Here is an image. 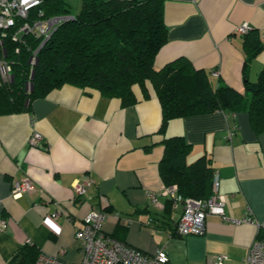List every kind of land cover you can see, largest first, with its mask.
<instances>
[{
    "label": "crops",
    "instance_id": "obj_1",
    "mask_svg": "<svg viewBox=\"0 0 264 264\" xmlns=\"http://www.w3.org/2000/svg\"><path fill=\"white\" fill-rule=\"evenodd\" d=\"M163 19L167 40L155 56L157 69L184 57L207 71L214 86L237 91L264 69V46L246 62L244 34L235 31L249 23L264 44V0H163ZM146 87L148 97L134 86L137 101L122 106L95 89L64 84L32 99L27 111L0 115V222L6 223L0 264H17L25 243L79 264L74 233L92 209L104 212L107 234L149 255L165 248L169 264H210L219 257L222 264H245L262 233L255 224L207 215L203 235L179 236L174 225L181 204L161 195L152 203L148 193L166 186L158 172L162 138L182 135L190 144L187 162L211 158L225 215L264 222V133L255 135L244 111L173 118L158 133L160 103ZM34 131L42 136L37 147L28 143ZM23 179L34 189L15 195L13 184ZM84 179L91 186L77 198L73 186Z\"/></svg>",
    "mask_w": 264,
    "mask_h": 264
},
{
    "label": "trees",
    "instance_id": "obj_2",
    "mask_svg": "<svg viewBox=\"0 0 264 264\" xmlns=\"http://www.w3.org/2000/svg\"><path fill=\"white\" fill-rule=\"evenodd\" d=\"M39 12L71 17L61 22L39 48L33 65L29 58L40 39L28 37L19 45L4 40L11 79L0 83V115L27 111L32 99L64 84L95 89L129 106L137 101L134 86L141 89L144 98L149 96L148 83L161 107L158 133H164L170 119L213 111H244L255 135L264 133V69L255 82L244 79L243 90L237 91L225 84L214 86L207 71L194 68L184 57L154 67L155 56L167 40L163 0H81L74 12L65 0H40L30 18ZM244 37L247 62L264 44L252 31ZM29 83L32 90L26 88ZM161 144L158 172L163 183L176 185L183 197L207 199L214 173L211 158L202 155L187 162L190 144L182 135L163 137ZM39 253L25 243L16 254L20 256L17 264H34Z\"/></svg>",
    "mask_w": 264,
    "mask_h": 264
},
{
    "label": "built area",
    "instance_id": "obj_3",
    "mask_svg": "<svg viewBox=\"0 0 264 264\" xmlns=\"http://www.w3.org/2000/svg\"><path fill=\"white\" fill-rule=\"evenodd\" d=\"M40 4V0H0V74L4 81L11 79V63L4 57V40L11 39L19 44L26 42L28 37L40 39L39 45L32 51L29 63L36 61L37 51L41 42L49 38L58 25L69 19L70 15H44L39 12L30 18L31 10ZM29 17V19H28ZM252 27L249 23H242L235 27L239 34H246ZM264 37V33H262ZM19 51V46L15 52ZM42 136L39 132H32L28 139L30 146H40ZM219 178L216 172L212 175V193L205 199L183 197L177 192L176 185L164 186L158 193H148L152 203H157L158 196L170 198L173 204H181L182 209L177 222L174 225V233L179 236L203 235L205 233V221L207 215L219 217L222 221L233 224H255L258 234L248 248L245 264H264V222H256L246 215L241 219H232L225 215L224 197L219 194ZM91 186L89 179L80 180L73 186L74 195L82 197ZM34 186L27 179L13 184V193L20 195L23 192L32 191ZM57 212L51 214L55 217ZM105 214L101 210L92 209L84 218L80 228L75 230L74 237L79 243L82 260L79 264H169V258L165 248L157 249L153 254H145L142 251L118 241L103 229ZM6 227L4 221L0 222V230ZM223 257L210 264H222ZM34 264H69L57 256L40 252Z\"/></svg>",
    "mask_w": 264,
    "mask_h": 264
},
{
    "label": "rangeland",
    "instance_id": "obj_4",
    "mask_svg": "<svg viewBox=\"0 0 264 264\" xmlns=\"http://www.w3.org/2000/svg\"><path fill=\"white\" fill-rule=\"evenodd\" d=\"M66 1H68V3L70 4L71 9H72L73 12L74 11H78V9L80 7V3L79 2L76 3V2H74V0H66ZM103 229H104V227H103Z\"/></svg>",
    "mask_w": 264,
    "mask_h": 264
},
{
    "label": "water",
    "instance_id": "obj_5",
    "mask_svg": "<svg viewBox=\"0 0 264 264\" xmlns=\"http://www.w3.org/2000/svg\"><path fill=\"white\" fill-rule=\"evenodd\" d=\"M47 40H48V39L45 38V39L41 42L40 47H41L42 45H44V44L46 43ZM35 61H37V57H36ZM33 75H34V71L32 70V71H31V76H30L31 79L33 78ZM26 88H29V90H32V83L27 84Z\"/></svg>",
    "mask_w": 264,
    "mask_h": 264
}]
</instances>
